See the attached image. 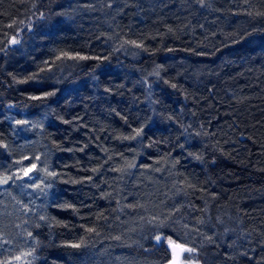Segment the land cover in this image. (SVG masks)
Segmentation results:
<instances>
[{
  "label": "trees",
  "instance_id": "1",
  "mask_svg": "<svg viewBox=\"0 0 264 264\" xmlns=\"http://www.w3.org/2000/svg\"><path fill=\"white\" fill-rule=\"evenodd\" d=\"M0 48V175L42 115L56 174L15 264H264V0H0Z\"/></svg>",
  "mask_w": 264,
  "mask_h": 264
},
{
  "label": "rangeland",
  "instance_id": "2",
  "mask_svg": "<svg viewBox=\"0 0 264 264\" xmlns=\"http://www.w3.org/2000/svg\"><path fill=\"white\" fill-rule=\"evenodd\" d=\"M44 117L45 115H42L26 123L31 132V143L40 149L32 156L19 157L5 174L0 175V177H12L7 184H0V251L9 256L6 262L11 264L20 261L15 260L14 257L22 256L26 252L31 242L28 227L33 221H41V217L44 218L46 200L52 192L49 150L32 133ZM27 168H32L30 178L20 179L23 170ZM185 254L180 257L182 264H200L185 258Z\"/></svg>",
  "mask_w": 264,
  "mask_h": 264
},
{
  "label": "snow or ice",
  "instance_id": "3",
  "mask_svg": "<svg viewBox=\"0 0 264 264\" xmlns=\"http://www.w3.org/2000/svg\"><path fill=\"white\" fill-rule=\"evenodd\" d=\"M43 13H40V18H43ZM13 25H9V27H12ZM29 27H31L29 25ZM20 41L16 38V36H11L8 41L7 44L5 45V47H7L8 45H17L19 44ZM4 48H0V52H3ZM62 55H67L66 53H62ZM59 59V57H57ZM81 59H86L87 57H80ZM23 82V81H22ZM173 87H175V85H173ZM54 93H44L43 96H33L31 97V99H44L45 97L49 96V95H53ZM17 123H23V121H17ZM137 135H139V130H137ZM135 138V137H133ZM35 165L32 166V168H34ZM32 168H27L23 170V176L20 177V179H23L24 177H29L30 178V173L32 171ZM51 175H56L55 173H52ZM12 177L10 176H5V177H0V184H7L9 182V180H11ZM90 179V178H89ZM35 187H39V185H35ZM70 207V205H69ZM41 219H43V217H41ZM89 232L94 231V229L89 228L88 229ZM29 235H31V233H29ZM116 239H119V237H117ZM155 240L158 243H163L165 240L168 244V246L171 248L172 250V258L169 261V264H182V261L180 259V257L182 256V254L184 253H189L191 254L192 252L195 251V249L193 248H188L183 244H179L176 241H174L171 237H164L163 235H157L155 237ZM71 248H75V249H79L83 246V241H81L80 243H72L68 245ZM34 251V250H33ZM32 252H27V253H23L22 256H16L14 257L15 260L19 261L23 258V256H31ZM0 264H9V262H0Z\"/></svg>",
  "mask_w": 264,
  "mask_h": 264
}]
</instances>
